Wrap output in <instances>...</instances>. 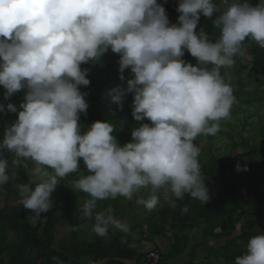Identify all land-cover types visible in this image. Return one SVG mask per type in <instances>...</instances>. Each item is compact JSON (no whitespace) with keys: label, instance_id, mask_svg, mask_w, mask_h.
<instances>
[{"label":"clouds","instance_id":"obj_1","mask_svg":"<svg viewBox=\"0 0 264 264\" xmlns=\"http://www.w3.org/2000/svg\"><path fill=\"white\" fill-rule=\"evenodd\" d=\"M180 0L178 23L170 24L157 0H0V86L5 99L26 89L20 110L0 104V112H18L0 148L33 162L27 183L19 185V203L39 218L53 206L58 178L78 170L88 174L75 188L90 197L79 212L93 221L92 231L106 236L110 226L127 232L111 207L96 211L97 201L131 199L142 188L152 193L138 204L152 211L157 192L206 204L201 177L199 135H215L236 102L221 68L246 53V39L264 48V0ZM215 41L197 25L214 17ZM109 49L120 55L119 70L131 69L127 88L106 92L122 107L134 93L132 141L120 145L110 122L96 121L82 131L80 114L89 107L80 86L90 85L81 65ZM185 50L197 61L182 57ZM121 79H124L121 76ZM147 119L151 123H143ZM8 161L0 159V185L10 180ZM247 170L237 165V171ZM96 264V262H93ZM235 264H264V231L252 236Z\"/></svg>","mask_w":264,"mask_h":264},{"label":"trees","instance_id":"obj_2","mask_svg":"<svg viewBox=\"0 0 264 264\" xmlns=\"http://www.w3.org/2000/svg\"><path fill=\"white\" fill-rule=\"evenodd\" d=\"M157 2L164 6L160 1ZM258 2L259 0H250V3L254 5ZM213 3L219 6L221 0H213ZM178 5L172 3L164 6L170 24L178 23V17L181 15L177 11ZM216 15H219V12L211 18L201 15L197 25V32L203 28L213 41L220 36V29L213 24ZM244 47L245 55L234 57L235 63L232 67L221 68V74L232 86L236 102L240 104L243 102L238 97L245 95L250 97L252 94L246 91L249 83L250 85L264 84V49L250 39H246ZM182 59L193 65L197 63L187 50ZM119 60L120 55L109 49L102 57L81 65L82 69L88 70L87 78L90 80V85L80 86V91L86 93L85 99L89 107L86 114H80L79 123L81 130L86 131L96 121L110 122L114 128L113 135L120 145H124L132 141V131L140 126L141 121L135 120L132 115L134 93H127L122 107L105 95L109 89L116 86L127 88V81L133 78L130 68L125 69L123 73L120 72ZM247 61L250 62L242 67L236 66L240 62ZM121 76L124 79H121ZM245 76L252 81L247 83ZM5 92L6 89L0 86V104L6 108L7 104L12 103L20 110L26 89L18 91L9 99L4 98ZM262 101L264 98L255 97L250 98L246 103H262ZM107 102L112 105L114 113L105 117L110 109H108ZM17 118L18 112H0V141L4 137L5 129L11 126ZM143 123L151 122L145 119ZM216 135L217 133L202 135L209 146L207 156L204 157L201 153L199 156L200 174L205 179L210 197L206 204L198 198L185 194L175 207L168 204L161 207L166 198L161 190L156 193L159 203L152 211L143 207L144 214H149V216L142 222L131 224L134 216L130 213L127 216L125 210L122 211L117 207L122 199L119 196L114 199L108 198L113 214L125 222L129 230L124 232L110 226L106 236L95 234L92 239L90 234L93 232V221L80 216L74 221V225H71L73 229L68 230L69 244L57 243L56 240L57 227L63 223L62 218L58 216L61 207L42 213L39 218H32L34 214L32 210L25 209L19 204H12L19 200L18 186L27 183L30 179L29 176L32 173H30V164L33 162L17 157L14 152H9L7 149L0 148V159L8 161L7 171L10 175V180L0 185V264H93V262L124 264L123 260L134 261V264H144L148 255L144 253V250L140 251L139 258L135 260V254L139 251L134 249L133 236H138L135 232L143 236V239L152 242L156 238H167L170 232L171 242L165 251L162 252L157 243L153 242V248L159 250L162 255L159 264L177 263L185 254L190 257L185 264H194V260L199 257L196 252L198 248H201L203 255L199 264H235L236 257L246 250L249 239L260 234L254 230V223L251 224L250 221L260 215L264 216V150L258 151L241 139L239 144L233 145V148L239 147L243 152L237 153L234 157L230 153L223 155L218 151L213 152L214 148L219 145ZM194 144L200 149L197 140H194ZM259 154L262 157L260 161L257 160ZM238 164L247 170L237 171ZM87 174V169L81 161L78 170L68 176L70 178L78 176L79 179ZM65 179L66 177L58 178V182ZM151 194L148 189L144 197H141L147 199ZM247 194L252 196L257 206L254 212L248 209ZM65 195L72 198L69 192H65ZM102 201H97V212L105 211ZM129 205H131L130 202ZM169 216L171 222L168 224ZM136 218H139L138 215ZM31 220L35 222V225H31ZM239 227L240 234L236 235ZM144 230H146L145 236ZM192 234L197 235L201 241L189 248ZM214 243L221 245L214 247L212 245Z\"/></svg>","mask_w":264,"mask_h":264},{"label":"rangeland","instance_id":"obj_3","mask_svg":"<svg viewBox=\"0 0 264 264\" xmlns=\"http://www.w3.org/2000/svg\"><path fill=\"white\" fill-rule=\"evenodd\" d=\"M164 4V6H168L172 3L179 4L180 0H157ZM221 10L223 9V6L220 4ZM264 49V48H263ZM248 62H240L236 64L238 67H242L246 65ZM245 75V74H244ZM246 82H250L248 77L245 76ZM236 89H238L236 87ZM246 91H250L252 94L250 97L248 96H242L238 97L240 98L241 102L243 104H240L238 102H235L232 109L231 114L227 119L220 120L219 131L217 132L216 137L217 142L219 143L217 148H214L213 152H217L223 155H228L229 153L234 157L237 153L243 152V150L239 147L233 148L234 144H239L241 139H244L250 146H252L254 149L260 151L264 150V101L262 103L257 102H251L250 104H247L246 102L250 98L260 97L264 98V84L260 85H248L246 86ZM236 98V96H235ZM107 105L109 106V113L105 114V117L108 115H113L114 109L110 102H107ZM87 130V129H86ZM199 142L200 146V153L202 156H207V151L209 150V146L205 138H202V135H199L195 138ZM206 147V148H205ZM205 148V149H204ZM261 155L259 154L257 157V160H261ZM34 167V164H30V173L32 172V168ZM32 174V173H31ZM31 177V176H29ZM78 180V176H75L70 178V176H66V179L64 181H60V183L57 185L56 190L52 193L51 198L53 201V206L51 209H56L58 207H61L62 209L58 212V216L62 218V224L57 227L58 232L65 231L67 229H73L71 225H74V221L79 218L80 216H83L82 213L79 212V207H82L84 203L90 198L88 194L83 193L75 188V182ZM65 192H69L72 196L68 197L65 195ZM148 192V189L142 188L140 191L133 194V197L131 199H126L123 196H119L122 200L118 204V209H121L122 211L125 210L126 215L128 216L129 213L134 216V219L131 221V224L136 223L138 221H141L148 217L149 214H144L143 212V205L138 204L137 200L144 197V195ZM164 193V192H163ZM84 194L83 196H81ZM143 194V195H142ZM80 196V198H78ZM179 200L174 197H171V194H168V196L164 199L161 207L166 206V204L175 207ZM246 200L249 202L248 209L251 212H254L257 208V206L253 202V198L250 195H246ZM129 202L131 205H129ZM77 203V204H76ZM135 203H137L135 205ZM13 205H21L19 203V200H16L12 203ZM102 204L105 206L103 207L105 210H107L109 207H112L111 203L108 199H105L102 201ZM138 215L139 218H136ZM136 219V220H135ZM264 216L260 215L257 218L251 219L250 223H254V230L260 233L264 230ZM168 224L171 222V217L169 216ZM128 221V220H127ZM156 221H158V218H156ZM31 225H35V222L33 220L30 221ZM139 224V223H138ZM74 230H77V228H74ZM143 233L144 236L146 234V230ZM139 235V233L135 232ZM92 234V233H91ZM240 234V227L238 228V232L236 235ZM92 237L94 234L91 235ZM170 232L168 233L167 238H156L155 243H157L158 247L161 248L160 250L165 251L169 248L170 245ZM12 237V235H10ZM143 237V236H142ZM57 238V237H56ZM134 238V236H133ZM126 240V237H124ZM121 243H124L122 240H120ZM201 239L197 237V235L192 234L190 237V243L189 248H191L194 244H197L200 242ZM214 247H217L221 245L220 243H214L212 244ZM155 249L151 246L148 248H145L144 253L149 254L150 252L154 251ZM198 252L199 257L194 260V264H199L202 260V253L201 248H198L196 250ZM190 257L188 254H185L181 261L175 263V262H169L168 264H185L188 262Z\"/></svg>","mask_w":264,"mask_h":264},{"label":"crops","instance_id":"obj_4","mask_svg":"<svg viewBox=\"0 0 264 264\" xmlns=\"http://www.w3.org/2000/svg\"><path fill=\"white\" fill-rule=\"evenodd\" d=\"M170 223V222H169ZM69 229L65 230V231H61V232H57L58 235H57V243H70V234H69ZM59 231V230H58ZM94 234V236L92 237L91 235ZM92 234H90V237L93 239L95 237V233L92 232ZM107 238V237H106ZM134 240H135V245H134V249L136 250H139L137 251L138 253L135 254V260H137L140 256V251L142 250H145V248H148L149 246L152 245V247H154V244L153 242H155V239L154 241L152 242L151 240H147V239H143L142 236L138 235L136 237H134ZM57 251V249H55ZM107 260H105L106 262ZM123 263L124 264H134V261H124L123 260Z\"/></svg>","mask_w":264,"mask_h":264},{"label":"built area","instance_id":"obj_5","mask_svg":"<svg viewBox=\"0 0 264 264\" xmlns=\"http://www.w3.org/2000/svg\"><path fill=\"white\" fill-rule=\"evenodd\" d=\"M162 260V255L159 250H155L150 252L147 255L146 261L144 264H159V262Z\"/></svg>","mask_w":264,"mask_h":264}]
</instances>
